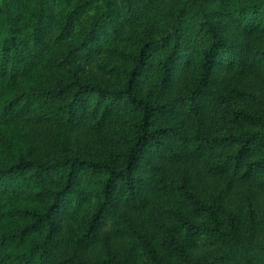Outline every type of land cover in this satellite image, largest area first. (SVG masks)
<instances>
[{
    "label": "trees",
    "instance_id": "trees-1",
    "mask_svg": "<svg viewBox=\"0 0 264 264\" xmlns=\"http://www.w3.org/2000/svg\"><path fill=\"white\" fill-rule=\"evenodd\" d=\"M262 37L264 0H0V264H264Z\"/></svg>",
    "mask_w": 264,
    "mask_h": 264
},
{
    "label": "rangeland",
    "instance_id": "rangeland-1",
    "mask_svg": "<svg viewBox=\"0 0 264 264\" xmlns=\"http://www.w3.org/2000/svg\"><path fill=\"white\" fill-rule=\"evenodd\" d=\"M127 30H128V33H130V35L136 34L138 32L137 26H134V25L129 26ZM260 42L264 44V37L260 39ZM90 74H91L92 80L94 81H98L100 83H108L110 81L109 79H105L103 75L99 73L98 71H96L95 69L91 70ZM237 84L240 87L246 89L247 91H250L252 94L257 96L261 101L264 102V82L261 79V77H259L258 75L240 77L239 79H237ZM234 104L237 107L242 108V109H251L255 106L253 102L249 100H244V99L243 100L235 99ZM218 180L219 181H209L205 178L203 179L201 178V180L194 181V183H192L189 187L192 192H194L198 196H201V195L206 194V192L213 193L217 187H222L223 186L222 179H218ZM216 185L217 187H215ZM157 198L162 199L160 196ZM263 201H264V197L262 195H259L257 197V202L259 205L258 209H259L260 217H264V206L260 207V203H262L263 205ZM224 203L228 209L239 214L240 216L242 215V205L240 204V201L238 200V198L235 196V189L231 188L227 190L226 201ZM141 216L142 215H140V217ZM195 219L196 220L201 219V217L196 216ZM262 225L264 229V218H263ZM207 249L208 247L204 245L203 243H201L200 241H198L197 239L190 241V243L187 246V252L189 253L190 257L193 259L201 256L204 252L207 251ZM160 253L164 255L167 263L169 264L178 263L176 256L168 252H165L163 250H160ZM128 264H139V261L138 260L131 261Z\"/></svg>",
    "mask_w": 264,
    "mask_h": 264
}]
</instances>
